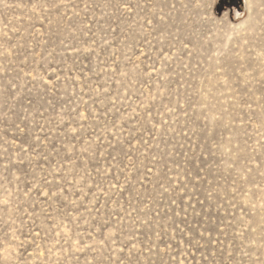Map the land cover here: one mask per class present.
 Here are the masks:
<instances>
[{"label":"rangeland","instance_id":"1","mask_svg":"<svg viewBox=\"0 0 264 264\" xmlns=\"http://www.w3.org/2000/svg\"><path fill=\"white\" fill-rule=\"evenodd\" d=\"M0 0V264H264V0Z\"/></svg>","mask_w":264,"mask_h":264},{"label":"bare ground","instance_id":"2","mask_svg":"<svg viewBox=\"0 0 264 264\" xmlns=\"http://www.w3.org/2000/svg\"><path fill=\"white\" fill-rule=\"evenodd\" d=\"M244 2H246L247 8L249 7V3L247 0H244Z\"/></svg>","mask_w":264,"mask_h":264}]
</instances>
